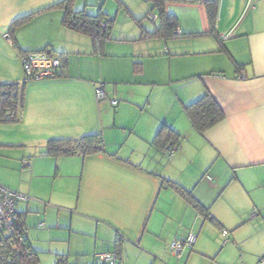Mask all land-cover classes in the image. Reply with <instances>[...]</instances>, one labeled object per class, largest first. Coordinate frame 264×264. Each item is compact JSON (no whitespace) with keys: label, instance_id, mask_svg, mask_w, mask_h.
Instances as JSON below:
<instances>
[{"label":"crops","instance_id":"1","mask_svg":"<svg viewBox=\"0 0 264 264\" xmlns=\"http://www.w3.org/2000/svg\"><path fill=\"white\" fill-rule=\"evenodd\" d=\"M58 1L0 0V82L22 77L18 51L46 49L62 61L58 78L23 87L18 121L28 135H44L39 150L8 155L0 147V169L15 164L18 170L16 177L0 174V184L28 196L17 209L28 240L26 223L35 216L50 221L55 212L57 223L68 215V226L46 228L45 243L50 249L64 242L58 235L66 231L75 264H90L88 254L98 247L115 251L119 264H179L193 255L205 264H261L264 0H210L216 7L212 25L201 0H167L164 12L175 16L179 34L160 30L154 0H143V16L117 0L130 18L151 21L154 28H144L139 20L135 38H117L112 34L116 17L99 10L112 18L109 38L101 42L64 26L63 9L52 6ZM72 3L73 11L86 13L76 7L77 0ZM32 12L10 30L16 18ZM210 30L216 37L192 35ZM113 43L119 51L111 52ZM95 70L103 83L102 100L94 95L96 80H88ZM206 91L223 117L200 133L184 106ZM162 124L178 134L171 155L153 141ZM86 133L99 135L100 152L44 154L49 137ZM189 234L194 243L172 255L171 242Z\"/></svg>","mask_w":264,"mask_h":264},{"label":"trees","instance_id":"2","mask_svg":"<svg viewBox=\"0 0 264 264\" xmlns=\"http://www.w3.org/2000/svg\"><path fill=\"white\" fill-rule=\"evenodd\" d=\"M74 0H60L53 4L54 7L63 9L62 24L66 27L86 33L96 42L104 41L109 38L110 21L106 27H102L101 23L105 19L101 13L89 15L84 11H73L72 2ZM158 8L160 17V30L172 33L176 29L177 24L175 16L165 14L163 4L167 0H154ZM178 2H195L198 0H171ZM205 5L206 13L210 24L212 25L215 15V4L210 0H201ZM35 12L16 18L10 26L13 30L17 25L28 20ZM210 34L216 35L210 30L208 33H194L192 35ZM151 35V34H150ZM43 50V49H42ZM138 63H136V67ZM24 87V86H23ZM23 87H19L15 82L2 83L0 82V123L16 122L20 119V111L22 107V92ZM184 112L189 119L191 126L197 132H204L212 125L220 121L223 113L209 92H204L199 98L184 106ZM163 148L169 145H176L178 134L165 124H162L157 130L153 139ZM102 142L97 133H86L78 137H54L47 139L44 144V154L48 156H70V155H87L98 153L102 150L99 143ZM174 187L200 211L203 208L194 200L190 193L175 183ZM24 225L20 221L16 224L14 232L5 236L0 241V264H33L37 261V252L33 249L27 237L18 241L17 237L21 234V229ZM264 257L259 259V263ZM62 258L56 264H61ZM262 264V263H261Z\"/></svg>","mask_w":264,"mask_h":264},{"label":"rangeland","instance_id":"3","mask_svg":"<svg viewBox=\"0 0 264 264\" xmlns=\"http://www.w3.org/2000/svg\"><path fill=\"white\" fill-rule=\"evenodd\" d=\"M126 6L136 15V16H143V9L145 8V3L143 0H124ZM103 6H105L103 8ZM77 8H85L86 13L90 15H96L99 10L101 12H106L110 15V17H116L114 20V32L112 33L114 37L120 38L121 36H127L129 38H135V36L138 33V27L136 25L137 21H141V24L144 28L148 30H152L154 28V24H152L151 21H147L144 19H138L133 20L130 18L129 15L126 14V10L124 7L119 6L117 0H77ZM148 11V10H147ZM109 16L105 17V21H110L112 18ZM139 21V22H140ZM111 52L119 51L121 48L117 44H111ZM99 67L97 66V70ZM98 72V71H97ZM96 73V70H95ZM100 77L99 72L90 77L88 80L92 79H98ZM100 81V80H96ZM32 82V81H31ZM102 82V81H101ZM28 83V82H27ZM38 135V134H37ZM53 136V135H51ZM44 135L39 134L38 136L35 135H28L27 128H24L22 123L20 121L16 122H10V123H0V147H5L8 155L12 154H20L23 152H34L38 151L41 144H39L40 141H43ZM54 138V137H49ZM13 142H16L20 145H12ZM21 142V143H20ZM10 143V144H5ZM8 169L1 170L0 174H6V175H13L14 177L17 176L18 170L15 164L9 165ZM21 167V165H20ZM16 208H21V204L17 203ZM65 217H62L58 223L56 219H54L57 215L55 212H53L52 219L50 221H47L43 219L40 216L33 217L30 221L26 223L27 228L30 230V236L29 241L33 247V249L37 252V261L33 264H56V262L61 259L64 256H69L73 260L62 262L61 264H75L76 261L75 257L68 252V246L66 243L67 240V232L63 229L61 231H65V233H59V240H63L64 242L53 244L52 247L49 249L46 245L45 233L42 232L46 228H49L50 226H55V224H59L58 226H61L62 228L68 226V215L64 214ZM40 225H43L40 226ZM109 249H104L103 247H98L97 249L93 250L90 254H88L91 263L90 264H102V261L94 257L95 254L102 253V252H108ZM94 255H93V254ZM96 260L94 259L93 257ZM198 256V255H197ZM196 255L191 256L189 260H181L179 264H205V261L201 257H197ZM196 257V258H195ZM184 258V257H183ZM78 264H86L85 261L81 260L78 262ZM175 264V263H174ZM241 264V262L239 263Z\"/></svg>","mask_w":264,"mask_h":264},{"label":"built area","instance_id":"4","mask_svg":"<svg viewBox=\"0 0 264 264\" xmlns=\"http://www.w3.org/2000/svg\"><path fill=\"white\" fill-rule=\"evenodd\" d=\"M148 17L152 19L156 17L155 14H150ZM109 21H103L102 27H106ZM174 34H179V31L174 29ZM17 57L20 61L22 77L15 83L19 87H23L27 82L40 81L46 79L58 78L62 72V61L56 54L49 52L46 49L34 51H18ZM96 99L102 100L104 98L103 83L100 81L91 82ZM111 104H116L115 99L110 100ZM100 142L99 146L102 147ZM177 149L176 145H169L165 149L166 155H171ZM24 165L28 164L27 160L23 161ZM28 196L10 190L9 188L0 184V241L5 236L14 232L16 224L19 223L18 212L16 205L19 201L27 200ZM223 236H227V231H222ZM26 237V227H22L21 234L17 237L21 241ZM195 236L189 234L185 240H174L170 244V252L174 256H178L184 247H189L194 243ZM97 258L102 261V264H119L118 254L115 251H108L95 254ZM264 263V258L261 260Z\"/></svg>","mask_w":264,"mask_h":264}]
</instances>
